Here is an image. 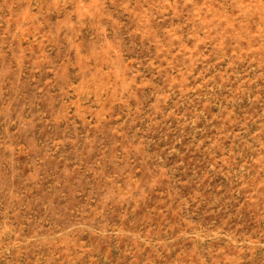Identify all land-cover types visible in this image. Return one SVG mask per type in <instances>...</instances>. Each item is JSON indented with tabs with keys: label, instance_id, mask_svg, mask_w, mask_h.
I'll use <instances>...</instances> for the list:
<instances>
[{
	"label": "rangeland",
	"instance_id": "rangeland-1",
	"mask_svg": "<svg viewBox=\"0 0 264 264\" xmlns=\"http://www.w3.org/2000/svg\"><path fill=\"white\" fill-rule=\"evenodd\" d=\"M0 264H264V0H0Z\"/></svg>",
	"mask_w": 264,
	"mask_h": 264
}]
</instances>
